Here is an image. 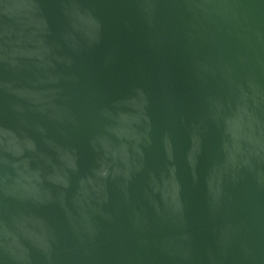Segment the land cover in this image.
I'll use <instances>...</instances> for the list:
<instances>
[{"label": "water", "instance_id": "1", "mask_svg": "<svg viewBox=\"0 0 264 264\" xmlns=\"http://www.w3.org/2000/svg\"><path fill=\"white\" fill-rule=\"evenodd\" d=\"M0 264H264V0H0Z\"/></svg>", "mask_w": 264, "mask_h": 264}]
</instances>
